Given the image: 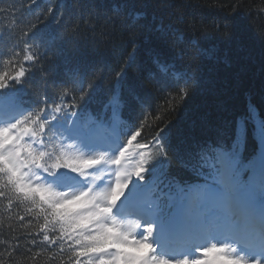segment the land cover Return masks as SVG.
I'll list each match as a JSON object with an SVG mask.
<instances>
[{
  "label": "trees",
  "instance_id": "obj_1",
  "mask_svg": "<svg viewBox=\"0 0 264 264\" xmlns=\"http://www.w3.org/2000/svg\"><path fill=\"white\" fill-rule=\"evenodd\" d=\"M13 18L42 21L0 38V76L28 70L0 89V122L31 115L17 150L34 181L0 174V264H75L99 234L39 179L90 173L73 126L120 143L123 186H149L158 222L199 189L229 191L222 166L264 199V0H0V34Z\"/></svg>",
  "mask_w": 264,
  "mask_h": 264
},
{
  "label": "rangeland",
  "instance_id": "obj_2",
  "mask_svg": "<svg viewBox=\"0 0 264 264\" xmlns=\"http://www.w3.org/2000/svg\"><path fill=\"white\" fill-rule=\"evenodd\" d=\"M71 131L80 139L79 153L85 157L87 169L90 168V173H86L85 177L79 180L88 183L90 188L82 190L78 185V179L75 178L72 180L65 178V181L61 178L62 176H57L56 179L47 178L43 180L48 189H55L64 196L66 195L67 201L78 207L82 218L97 220V227L100 230H111L120 238L130 237L133 240L151 243L155 249L154 258L166 259L169 264H183L186 260L189 261V264H194L197 259L208 260V264H232V261L227 258L233 256L243 258L249 264H253L254 261L264 264L258 247L253 245L251 248H254V251L251 252L249 251L250 247L237 246L238 243L224 244L219 241L220 237L215 239L218 231H212L220 230L222 225H227L233 218L229 212L225 211V207L233 197L229 198L224 192L216 195L212 191L202 190L198 194L190 196L186 204V212L172 218L164 225L158 224L154 219L144 223L138 215L131 214L130 211L127 214L123 213L121 217L112 215L115 209H126L127 205H134L138 201H144L147 209H152L153 202L148 189L143 188L137 193H132L131 190L128 192L130 186L125 188L122 183L118 151L107 152L108 150L103 145V135L100 132L85 133L74 126ZM16 134L20 135V131H15L12 135L16 137ZM85 135L91 137L89 141L86 138L84 140ZM14 139L12 143L18 145L20 140ZM111 162H116L117 168L113 167ZM21 175L25 182L30 185L33 183L34 180L30 178L31 175L29 176L24 165L21 166ZM226 179L224 169H222L220 181H223L224 186ZM75 197L82 198L72 202V198ZM188 230L198 235H205V239L204 236L201 239L206 243V246L201 248L199 244H188L189 249L182 251V248L179 247L182 243L180 241L181 235ZM207 234L215 236L211 237ZM172 239L180 242L175 244ZM213 247L229 251L223 255L216 252H211L207 256L202 254V249Z\"/></svg>",
  "mask_w": 264,
  "mask_h": 264
},
{
  "label": "snow or ice",
  "instance_id": "obj_3",
  "mask_svg": "<svg viewBox=\"0 0 264 264\" xmlns=\"http://www.w3.org/2000/svg\"><path fill=\"white\" fill-rule=\"evenodd\" d=\"M237 10L238 8H234L233 12ZM13 20L15 23L12 27H9L8 25L4 26L0 38H3L4 35L13 37L14 39H20V36L23 35L25 38L36 26H38L39 23L42 22L38 18L35 20L13 18ZM21 24H23L24 27L23 29H20L19 33H17V28ZM225 34H227V30H225ZM23 43L29 45V50L33 47V45L28 44L25 39L23 40ZM25 59L32 60L33 63L38 62V57H36L35 54H33V56H27ZM27 71V69L21 68L20 71L15 76H11L10 79L8 75L0 76V89L9 87L12 81L20 83ZM180 95L184 98L187 95V92L182 91ZM30 118L31 115L28 118L17 120L6 126H0V174L6 175L11 184L19 186L21 189L25 187V185L21 183L23 178L21 175V166L26 162L20 159L21 154L17 150L15 144L12 143V134L18 129V127L26 124ZM15 139H19V137H16ZM209 147L224 157L225 160L228 159V154L222 150L223 145H209ZM31 163L38 164L39 161L33 159ZM70 166L71 165H69V167ZM261 168L264 169V158L261 160ZM82 197L72 198V202H75ZM62 200L67 201L68 197L65 195L62 196L60 200L53 201L52 207L56 208L57 205L63 206L61 204ZM45 239H48V237H45ZM88 239L90 243H82L80 245L81 250L75 252V257L73 258L75 264H84L81 257L87 258V264H169L166 259L154 258L153 253L155 249H153L151 243L141 240H133L130 237L120 238L111 230H100L98 235H90ZM228 251L229 250L227 249H217L213 247L210 249H202V254L207 256L211 252H216L223 255ZM227 259L231 260L232 264H249V262L243 258L233 256ZM183 264H189V261L186 260ZM194 264H208V262L197 259ZM253 264H260V262L254 261Z\"/></svg>",
  "mask_w": 264,
  "mask_h": 264
},
{
  "label": "bare ground",
  "instance_id": "obj_4",
  "mask_svg": "<svg viewBox=\"0 0 264 264\" xmlns=\"http://www.w3.org/2000/svg\"><path fill=\"white\" fill-rule=\"evenodd\" d=\"M184 249V248H183Z\"/></svg>",
  "mask_w": 264,
  "mask_h": 264
}]
</instances>
